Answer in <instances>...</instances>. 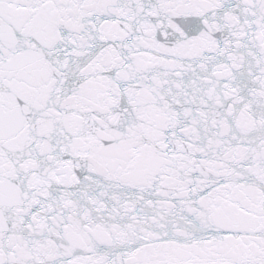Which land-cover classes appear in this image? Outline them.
I'll list each match as a JSON object with an SVG mask.
<instances>
[{
    "label": "snow or ice",
    "instance_id": "obj_1",
    "mask_svg": "<svg viewBox=\"0 0 264 264\" xmlns=\"http://www.w3.org/2000/svg\"><path fill=\"white\" fill-rule=\"evenodd\" d=\"M0 264H264V0H0Z\"/></svg>",
    "mask_w": 264,
    "mask_h": 264
}]
</instances>
